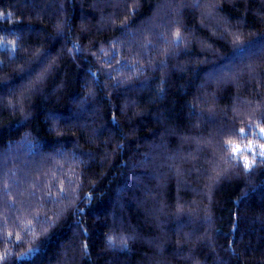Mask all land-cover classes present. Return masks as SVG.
Wrapping results in <instances>:
<instances>
[{
  "label": "trees",
  "instance_id": "trees-1",
  "mask_svg": "<svg viewBox=\"0 0 264 264\" xmlns=\"http://www.w3.org/2000/svg\"><path fill=\"white\" fill-rule=\"evenodd\" d=\"M262 129L264 0H0V264H264Z\"/></svg>",
  "mask_w": 264,
  "mask_h": 264
},
{
  "label": "snow or ice",
  "instance_id": "snow-or-ice-1",
  "mask_svg": "<svg viewBox=\"0 0 264 264\" xmlns=\"http://www.w3.org/2000/svg\"><path fill=\"white\" fill-rule=\"evenodd\" d=\"M261 132L264 133V129H262ZM241 133H243V130H241ZM262 147H264V146H262ZM250 149H251V146L249 145V146H247V148H245V149H234L233 152H234V154H235V153H237V152H239V151L250 150ZM260 155H261V156H264V152H261ZM245 167H248V165L245 164ZM6 255H7V253H5V256H6ZM2 258H3V257H0V259H2Z\"/></svg>",
  "mask_w": 264,
  "mask_h": 264
}]
</instances>
